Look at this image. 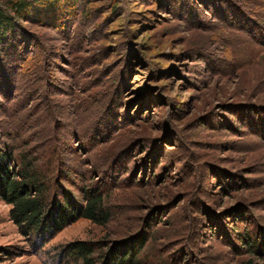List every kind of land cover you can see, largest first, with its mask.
Segmentation results:
<instances>
[{"label":"rangeland","instance_id":"rangeland-1","mask_svg":"<svg viewBox=\"0 0 264 264\" xmlns=\"http://www.w3.org/2000/svg\"><path fill=\"white\" fill-rule=\"evenodd\" d=\"M248 1L81 0L22 20L24 34L0 42V144L54 156L55 138L69 169L104 157L94 182L118 156L126 172L112 202L126 211L108 240L155 220L168 258L190 243L176 232L192 226V210L218 216L242 203L254 218L264 214L255 205L264 197V0ZM8 210L0 200V264H50L54 246L107 231L78 220L35 251ZM203 239L191 238L183 264L245 258L221 259L223 241Z\"/></svg>","mask_w":264,"mask_h":264},{"label":"trees","instance_id":"trees-1","mask_svg":"<svg viewBox=\"0 0 264 264\" xmlns=\"http://www.w3.org/2000/svg\"><path fill=\"white\" fill-rule=\"evenodd\" d=\"M80 2L81 0L0 2V42L8 41L10 34H14L16 30L20 32L23 29L22 33L25 32L24 26L20 24L22 20L32 21L33 16L38 13L50 16L51 12L69 11L72 6L75 10ZM245 2L250 6V1ZM253 12L255 13L254 8ZM248 14L254 15L251 10ZM256 17L263 20L261 14L256 13ZM54 129L52 128L50 137L55 132ZM261 135L264 140V130ZM52 139L49 140L48 148L49 155L54 156H32L36 153V146L26 149L29 144L18 145L20 149L16 148V143L0 144V200L9 206V219L35 251L43 248L65 226L78 220H88L107 231L93 240L75 239L54 246L48 251L51 256L50 264H183L187 261L185 246L192 248L194 242L191 238L199 244L204 236H215L218 241H223L228 255H215L222 256L221 259L244 256L240 264H264V214L258 213L254 218L242 203L226 208L218 216L201 208L192 210L191 213H198L199 218L194 217L189 228H185L180 222L176 232L182 236L181 232L184 231L189 235L190 243L177 249L170 258L157 247V241L163 237L159 236L158 222L155 220L146 218L138 226L126 227L125 230L130 231L120 239L108 240V236L114 234V230L108 229L110 222L125 216V209L112 200L113 193L121 190L124 184V179L120 176L126 170L118 168V156L109 157L111 161L108 159L105 165L106 173L94 182L95 176H99L95 175L98 173V166L101 163L104 165L107 160L100 157L97 159L98 164H86L90 166L88 170L66 168L65 156H55L58 151L52 142H55V138ZM116 173L120 175L116 177ZM108 177H111L110 180ZM132 181L141 182L139 179ZM227 186L231 187L230 184ZM256 203L264 211V197L258 199L255 205ZM185 216L186 211L182 218ZM149 247L152 248L150 253L147 252ZM6 252V249H0L1 254ZM207 264L215 263L207 260Z\"/></svg>","mask_w":264,"mask_h":264}]
</instances>
